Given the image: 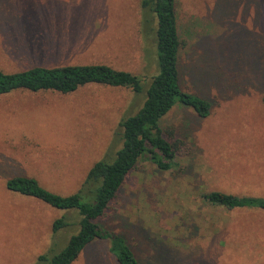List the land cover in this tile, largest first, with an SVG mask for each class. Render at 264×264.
Returning a JSON list of instances; mask_svg holds the SVG:
<instances>
[{"label": "rangeland", "instance_id": "374dc122", "mask_svg": "<svg viewBox=\"0 0 264 264\" xmlns=\"http://www.w3.org/2000/svg\"><path fill=\"white\" fill-rule=\"evenodd\" d=\"M176 1L182 88L208 99L210 114L175 105L162 126L188 153L170 171L140 161L98 224L124 236L143 264H264V256L245 254L253 211L202 198L211 191L264 196L254 182L264 173V0ZM140 2L0 0L3 70L104 63L147 81L140 94L88 84L67 94L0 96V264H49L41 256L58 253L78 231L75 224L54 233L55 219L78 217L8 190L6 180L27 175L71 194L95 162L122 147L119 123L143 105L157 72ZM73 264L120 263L97 240Z\"/></svg>", "mask_w": 264, "mask_h": 264}, {"label": "trees", "instance_id": "16d2710c", "mask_svg": "<svg viewBox=\"0 0 264 264\" xmlns=\"http://www.w3.org/2000/svg\"><path fill=\"white\" fill-rule=\"evenodd\" d=\"M176 3V0L140 2L141 31L148 42L154 43L157 72L151 77L143 105L120 121L117 133L123 143L115 156L95 162L81 187L67 195L51 191L37 178L27 175H16L6 180L8 190L36 198L78 217L77 223L71 222L67 214L53 222L54 233L75 224L79 229L58 253L47 256L49 259L41 256L49 264H73L97 240L108 242L109 251L120 264H143L124 236L103 229L98 221L107 216L112 201L140 161H149L162 171H170L178 167V155L188 153L187 144L175 135L174 130L164 131L162 126L175 105L190 107L201 117L210 114L212 103L208 99L182 88L181 38ZM146 83L141 75L104 63L36 65L13 72L0 68V96L19 90L67 94L88 84L131 88L140 94L145 91ZM202 198L209 204L227 209H264L262 197L211 191L203 193Z\"/></svg>", "mask_w": 264, "mask_h": 264}, {"label": "crops", "instance_id": "0c3cea01", "mask_svg": "<svg viewBox=\"0 0 264 264\" xmlns=\"http://www.w3.org/2000/svg\"><path fill=\"white\" fill-rule=\"evenodd\" d=\"M261 177L262 179L259 180L255 179L254 182L256 185L257 183L260 184V187L263 191L260 194L264 195V173L262 174ZM247 196H253V195H247ZM260 197L264 198V196H260ZM242 209L253 211V217H252L253 236L251 239V243L250 244L248 243V247H246V250L249 252L245 254L253 255V256H264V209L261 208H242ZM239 217L240 216H238V218ZM238 223H240V221ZM238 234H240V228H237L234 234L236 240L240 242V237L238 236ZM238 250H240V245L238 247Z\"/></svg>", "mask_w": 264, "mask_h": 264}]
</instances>
